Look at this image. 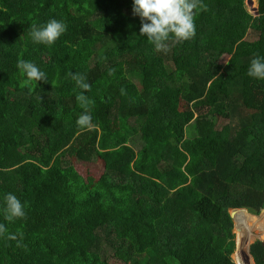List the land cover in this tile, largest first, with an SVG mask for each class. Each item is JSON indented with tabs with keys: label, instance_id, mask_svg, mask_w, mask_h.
I'll use <instances>...</instances> for the list:
<instances>
[{
	"label": "trees",
	"instance_id": "16d2710c",
	"mask_svg": "<svg viewBox=\"0 0 264 264\" xmlns=\"http://www.w3.org/2000/svg\"><path fill=\"white\" fill-rule=\"evenodd\" d=\"M203 3L195 37L163 53L140 35L133 0H0V208L10 192L26 213L13 223L0 214L20 241L0 238V264H107L109 255L123 264H241L232 223L245 229L264 208V80L247 75L251 59L264 57V0L254 14L244 0ZM51 19L66 32L51 46L33 43L32 24ZM19 59L48 82L20 87ZM70 72L91 85L95 123L117 122L121 139L77 125L82 90ZM198 100L215 102L196 115ZM132 144L144 155L138 171ZM97 160L95 180L74 166ZM250 229L238 232L242 249L264 241ZM249 253L246 264H264L259 241Z\"/></svg>",
	"mask_w": 264,
	"mask_h": 264
},
{
	"label": "clouds",
	"instance_id": "9594fccd",
	"mask_svg": "<svg viewBox=\"0 0 264 264\" xmlns=\"http://www.w3.org/2000/svg\"><path fill=\"white\" fill-rule=\"evenodd\" d=\"M207 10V5L203 3V0H133L132 5V14L139 16L141 21L140 35H146L147 41L154 46L155 51L163 53L169 52L171 47L177 44L193 39L196 35L195 18L198 12ZM66 30L67 25L64 22L51 19L43 25L33 23L30 36L35 44L51 46ZM17 68L20 75L25 77L20 87H28L30 92L34 90L36 83L48 82L46 73L31 61L19 59ZM247 75L254 79L264 80V57L256 55L251 59ZM69 76L82 90L76 95L77 103L83 110L77 119V125L85 130L91 129V108L94 101L85 95L91 90V85L86 82V77L82 74L70 72ZM0 214L8 223L26 218L24 204L10 192L3 197ZM19 236L22 238V234ZM0 238L17 240L20 246L18 235L9 233L4 223H0Z\"/></svg>",
	"mask_w": 264,
	"mask_h": 264
},
{
	"label": "rangeland",
	"instance_id": "374dc122",
	"mask_svg": "<svg viewBox=\"0 0 264 264\" xmlns=\"http://www.w3.org/2000/svg\"><path fill=\"white\" fill-rule=\"evenodd\" d=\"M244 5H245L246 9L251 14L254 13V9L253 8L255 7V0H244ZM59 16L61 17V14H59ZM244 38L245 37H243V39ZM227 59H228V55L224 54V55L220 56L217 61L219 63L222 62V64H223ZM201 102H202V100H198L196 103H192L191 104L192 105L191 106L192 109H195V108L200 109L198 111L197 110L195 111V114L196 115H198L201 112H205L209 108V106L212 105L215 101L213 100L210 104L205 105V106L204 105L203 106L200 105ZM199 106H202V107H199ZM211 120H215L216 121L217 127H221L222 124L224 123L223 118L221 116H219V113L218 112L216 113L215 116H213L211 118ZM95 122H97V121H94L93 118H92V127L91 128H97L99 130V138L101 140L105 139V140L110 141V142H115V141H117V140H119V139H121L123 137V131H121L120 126H119V124L117 122H113V123L109 124V128L107 127L106 129L103 128L102 126H100L99 124H96ZM131 123L138 125V123L135 122L134 120H132ZM138 134H139V129L136 130L134 136L129 137V139H128V141H127L126 144H131V142L138 136ZM132 147H133V149L135 151V159H134L133 162H131L130 167L133 170L138 171L143 166L144 155L142 153L137 152V148L135 146H133V144H132ZM92 163L97 164V166L94 167L90 163H88L84 168H82L81 167V164L79 162L76 163V164H74V166H75V168H77V170L83 176H86L88 178H92V179L95 180V179H98L99 176L102 175V173H103V170H102L103 169V165L98 160L97 161H94ZM81 168H82L83 172H81ZM262 209H264V208H262ZM262 209L260 210L259 213H256V215L259 214V215L256 216V218H252V217L246 218L247 219L246 220L247 221V225H246V228L245 229H250L249 228V226H250L252 228V230L250 229L251 230V233L250 234L262 235L264 233L262 228L260 230H258V231L254 230V226L256 225V222L258 221V217L261 216L262 213H263V211H264V210L262 211ZM229 211H228V213H229ZM261 211H262V213H261ZM243 227H244V224H242V221L239 222L238 219H236L235 220V223L233 225V228H232L233 229L232 233L235 236V239H234L235 246H236V243H237L238 250L240 249L242 251V253H243V262H244V264H246L245 261H244V259H246L248 257V253H247V251H245V248H246V245L247 244L244 245V247L242 249V248L239 247V243H238V232L239 231L243 232L245 230ZM254 240H262V239H259V238L257 239L256 238ZM233 258L234 257L232 256V260L234 262V259ZM107 264H123V263L121 261L117 260L112 255H109V256H107Z\"/></svg>",
	"mask_w": 264,
	"mask_h": 264
},
{
	"label": "water",
	"instance_id": "95a60500",
	"mask_svg": "<svg viewBox=\"0 0 264 264\" xmlns=\"http://www.w3.org/2000/svg\"><path fill=\"white\" fill-rule=\"evenodd\" d=\"M254 9V11H255V8H253ZM244 239V238H243ZM243 239L241 240V241H243ZM254 241H256V240H252L251 242H249L247 245H246V251H247V253L250 255V253H249V246L254 242ZM257 241H259L261 244H262V246L264 247V242L263 241H260V240H257ZM235 256H237V258L239 259V262H241V264H244V262H243V253H242V251L239 249L238 250V245H237V243H236V246H235V252H234V254H233V257H235ZM250 257H251V259H252V256L250 255ZM254 264V263H253Z\"/></svg>",
	"mask_w": 264,
	"mask_h": 264
},
{
	"label": "bare ground",
	"instance_id": "6f19581e",
	"mask_svg": "<svg viewBox=\"0 0 264 264\" xmlns=\"http://www.w3.org/2000/svg\"><path fill=\"white\" fill-rule=\"evenodd\" d=\"M261 241H263V240H261ZM264 242V241H263Z\"/></svg>",
	"mask_w": 264,
	"mask_h": 264
}]
</instances>
